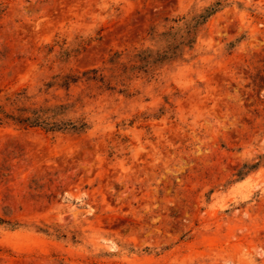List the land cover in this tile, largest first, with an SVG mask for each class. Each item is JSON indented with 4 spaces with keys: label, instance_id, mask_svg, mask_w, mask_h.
<instances>
[{
    "label": "rangeland",
    "instance_id": "1",
    "mask_svg": "<svg viewBox=\"0 0 264 264\" xmlns=\"http://www.w3.org/2000/svg\"><path fill=\"white\" fill-rule=\"evenodd\" d=\"M19 92L87 127L0 124V264H264V0H0Z\"/></svg>",
    "mask_w": 264,
    "mask_h": 264
},
{
    "label": "trees",
    "instance_id": "2",
    "mask_svg": "<svg viewBox=\"0 0 264 264\" xmlns=\"http://www.w3.org/2000/svg\"><path fill=\"white\" fill-rule=\"evenodd\" d=\"M216 6L217 3L205 8L202 13L194 15L188 22H185V30H183L182 34H179L177 31L163 33V36L168 41L166 49L157 52H152L149 49L140 51L137 55L138 58L141 54H144L145 56L141 57L139 60L143 62V64H149L175 57L178 54L180 46H190L193 43L194 33L198 24L202 23L206 17L214 13L216 11ZM81 78H84V80L103 81L101 80L102 76L97 75V69H90L83 71L81 76L71 73L62 75L56 74L53 76L52 81L45 85L47 87L57 85L68 89L70 85L76 84ZM26 97L27 96L24 92H19L5 98V103L0 104V124H13L23 128L40 127L47 132L69 131L74 133H79L87 127L86 123L83 121L70 122L69 120H65L62 115L66 106L26 107L23 105V99ZM6 106H9L11 109H6ZM257 165L258 163L250 165L243 164L237 170L236 175L239 178H242L244 175V169L251 170L257 167Z\"/></svg>",
    "mask_w": 264,
    "mask_h": 264
}]
</instances>
